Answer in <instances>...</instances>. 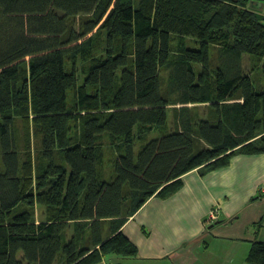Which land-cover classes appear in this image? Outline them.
Segmentation results:
<instances>
[{
	"label": "trees",
	"instance_id": "16d2710c",
	"mask_svg": "<svg viewBox=\"0 0 264 264\" xmlns=\"http://www.w3.org/2000/svg\"><path fill=\"white\" fill-rule=\"evenodd\" d=\"M258 1L0 0V264L136 257L150 198L264 153Z\"/></svg>",
	"mask_w": 264,
	"mask_h": 264
},
{
	"label": "crops",
	"instance_id": "0c3cea01",
	"mask_svg": "<svg viewBox=\"0 0 264 264\" xmlns=\"http://www.w3.org/2000/svg\"><path fill=\"white\" fill-rule=\"evenodd\" d=\"M123 231L139 255H109L98 264H249L252 243L264 241V153L188 172L179 191L150 198Z\"/></svg>",
	"mask_w": 264,
	"mask_h": 264
},
{
	"label": "rangeland",
	"instance_id": "374dc122",
	"mask_svg": "<svg viewBox=\"0 0 264 264\" xmlns=\"http://www.w3.org/2000/svg\"><path fill=\"white\" fill-rule=\"evenodd\" d=\"M262 4H264V0H259L258 1V6H260V5H262ZM262 7V6H261ZM264 8V7H263ZM263 12H264V9H263ZM244 57H245V60H246V65H247V70H249L250 68H252L253 66V63H254V59L249 55V54H245L244 55ZM17 125H19V122H17ZM158 133H159V130H157V129H154V130H152L151 132H150V134H149V136H150V138L151 137H156L157 135H158ZM32 145H33V140H32ZM24 140H22L21 141V149L22 150H24L23 148H24ZM34 145H39L38 143H37V140H35V142H34ZM0 164H2V155H1V147H0ZM38 213H39V215L41 214V211H38Z\"/></svg>",
	"mask_w": 264,
	"mask_h": 264
},
{
	"label": "built area",
	"instance_id": "2783aa9c",
	"mask_svg": "<svg viewBox=\"0 0 264 264\" xmlns=\"http://www.w3.org/2000/svg\"><path fill=\"white\" fill-rule=\"evenodd\" d=\"M210 217H211V219L217 218L218 217V211L217 210L216 211H212Z\"/></svg>",
	"mask_w": 264,
	"mask_h": 264
}]
</instances>
